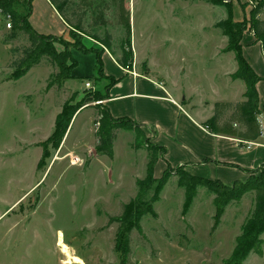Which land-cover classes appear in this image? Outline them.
Here are the masks:
<instances>
[{
    "label": "rangeland",
    "instance_id": "374dc122",
    "mask_svg": "<svg viewBox=\"0 0 264 264\" xmlns=\"http://www.w3.org/2000/svg\"><path fill=\"white\" fill-rule=\"evenodd\" d=\"M29 1L15 0L14 12L20 17H30ZM217 1L231 3L234 21H248L252 8L249 0ZM207 2L126 1L130 11L132 72L144 74L148 68L149 77L163 80L166 88L178 91L179 100L176 99L180 104L191 99L193 104L204 101L214 106L226 103V99L236 101L244 93L242 81H234V88H229L231 78H224L237 65L232 53L223 52L226 39L212 27L226 19V10ZM259 20L264 22V9ZM7 24L6 16L0 12V213L45 176L0 224V264H73L62 254L63 246L80 264H119V257L113 252L116 225L109 224L108 219L115 218L121 206L137 196L136 181L145 178L150 158L159 163L154 166L153 178L159 179L166 166L169 179L153 205V216L144 217L140 233L135 231L130 237V264L226 261L253 209V192L230 204L220 225L212 232L213 195L198 186L189 209L183 210L185 190L179 182L189 180L187 165L175 166L173 160V165L164 162V153L153 146L150 137L139 130L141 127L119 129L112 142V159L98 156L97 113L104 109L109 81L97 78L95 52L78 55V72L88 73L94 68L91 81L71 79L60 87H49L57 69L47 60L14 81L11 62L19 59L21 50L29 44L20 33L11 40L12 30ZM92 33L100 39L106 34L110 36L111 47L105 52L115 68L122 71L117 61L124 31L112 21L110 26ZM86 38L69 37L66 43L52 44L61 53L78 42L86 48L83 42L88 39L89 48L100 54L104 51L98 43ZM14 49L17 52L12 56ZM228 59L231 61L226 62ZM101 62L103 70H108L107 60L103 57ZM122 73L132 77L128 71ZM85 82L90 83L91 90L84 88ZM63 104L72 108L69 127L58 148L46 145L47 140L39 144L46 145L48 156L37 167L41 152L29 146L52 133L54 115L60 113ZM259 175L260 171H254L247 173L243 181H240L243 178L237 181L253 182ZM213 177L221 174L214 171ZM261 241L262 256L251 253L243 264H264V234Z\"/></svg>",
    "mask_w": 264,
    "mask_h": 264
},
{
    "label": "trees",
    "instance_id": "16d2710c",
    "mask_svg": "<svg viewBox=\"0 0 264 264\" xmlns=\"http://www.w3.org/2000/svg\"><path fill=\"white\" fill-rule=\"evenodd\" d=\"M15 0H0V12L9 16L11 20L10 35L11 40H15L17 34L26 36L29 46L21 50L20 58L11 62L13 69L12 80L17 81L28 73L33 67L39 65L43 60H47L56 67L49 87L62 86L66 81L71 80L72 71L76 68L77 62L72 57V51H79L83 55L95 54L97 78L102 79L103 67L101 54L93 49H86L81 43L71 46L64 52L57 53L53 47L54 42L58 44L66 43L65 40L43 36L35 33L27 22V16L20 17L12 8ZM57 12L65 26L69 29V37L74 40L79 36H85L98 43L103 49L109 50L111 38L105 35L100 39L92 33L98 28L114 25L124 31V40L121 44V56L118 58V65L124 69L131 67V28L130 11L126 8L127 0H47ZM252 4L248 21L234 22L231 10V3H221L217 0H208L213 7H223L226 10V19L217 22L214 29L221 32L226 39L224 53H232L237 70L232 76L235 80H240L245 85L244 101L240 103H217L213 106L212 117L204 124L205 128L213 135L235 139L242 143H254L259 140L261 126L258 118L264 113V108L259 109L256 84L261 80L250 68L242 56V38L245 30L253 34L264 56V22L259 20V16L264 9V0H249ZM26 2V1H22ZM30 2V1H29ZM27 3V2H26ZM29 12L31 7L29 6ZM247 26L249 28H247ZM247 32V33H250ZM126 47L123 48L124 46ZM17 50H12V56ZM93 79V78H92ZM107 79L105 100L107 91L118 81L114 78ZM91 81V78L88 79ZM99 107H97L98 109ZM72 115V108L63 104L61 112L56 116L54 130L47 139L46 145H52L55 149L59 147L68 127ZM99 120L96 122L97 144L95 151L100 157L112 159V142L116 132L123 127L139 129L138 126L129 120H114L107 112L106 108L97 113ZM141 130V129H139ZM42 148L41 159L37 167L40 166L43 158L48 156L46 145ZM157 149V148H156ZM163 154L162 149H157ZM156 160L150 158L146 166V175L143 180L136 181L137 196L122 205L119 214L115 218H109L108 223H115L116 231L113 242V252L119 257V264H130V237L133 232L140 233L141 220L146 216H153V205L159 200V196L169 179V174L165 170L159 179L153 178L154 165ZM169 169V167L167 168ZM259 178L253 182L240 184L233 183L225 186L218 181L203 180L188 175L189 180L179 186L185 190L184 209L188 210L195 195V188L202 187L213 195V226L214 232L220 225L225 209L232 203L239 202L248 192H253V209L248 218L240 228V235L235 240V246L229 258L222 264H243L251 253L262 255L261 236L264 234V170L259 169ZM251 173V172H250ZM150 195V198L148 196Z\"/></svg>",
    "mask_w": 264,
    "mask_h": 264
},
{
    "label": "crops",
    "instance_id": "0c3cea01",
    "mask_svg": "<svg viewBox=\"0 0 264 264\" xmlns=\"http://www.w3.org/2000/svg\"><path fill=\"white\" fill-rule=\"evenodd\" d=\"M206 4L209 5L208 2ZM30 5L31 14L30 17L27 16V22L35 33L65 41L69 39V29L47 0H31ZM234 22H240V20L236 19ZM212 27L214 28V25ZM87 40L83 42L86 49L89 48L87 46V43H89ZM241 45L243 58L253 72L261 79L255 88L258 97V106L262 110L264 108V57L260 43L256 41L250 32L244 34ZM101 49L104 50L101 52V58L104 57L108 62V70L106 68L103 70V79L114 78L118 81L107 91V100L102 105L114 120H129L136 126L141 127L140 129L150 137L153 146L163 150L164 155L162 160L164 162L167 160L171 163L173 160L175 166L185 164L187 165L186 173L188 175L209 181L220 180L218 182L225 186H231L233 183L239 182L237 180L242 178L240 181H243L247 173L259 169L264 170L263 140L259 139L256 141V146L245 151L242 142L211 134L205 128L204 124L212 117L213 104L204 103V101L201 104H193L191 103V99L187 103H185V100H182L180 104L178 101V91L166 88L163 80L149 77L151 74L148 68L144 74H138L134 70V76L131 71H128L132 77L123 75L122 71L124 69L121 71L117 66L115 68L109 53H106L105 49ZM78 55L83 54L79 51H72V57L77 62L76 68L71 73L72 79L86 80L93 78L91 74L94 72V68L88 71V73L77 71L79 69ZM221 61L224 64L225 61L229 62L231 60ZM236 70L237 67L225 73L224 78H231L229 81L232 85L229 88H234L233 83L237 81L232 78ZM244 93L236 101L231 102L229 99H226L224 102L236 103L244 101ZM58 114L59 112L54 115L53 130L55 118ZM258 121L264 130V113L259 116ZM51 134L43 141L33 143L29 148H32V150H40L42 154V149L39 144L45 142ZM157 161L156 163L159 164ZM166 169V166H163V172ZM224 170H227V172L225 173ZM214 171L219 172L221 177H213ZM44 176L40 178L29 192L41 183ZM29 192L24 194L19 200L9 204L5 211L0 213V224L19 207L21 204L19 202ZM60 249L66 258L71 256L66 247L63 246Z\"/></svg>",
    "mask_w": 264,
    "mask_h": 264
},
{
    "label": "built area",
    "instance_id": "2783aa9c",
    "mask_svg": "<svg viewBox=\"0 0 264 264\" xmlns=\"http://www.w3.org/2000/svg\"><path fill=\"white\" fill-rule=\"evenodd\" d=\"M6 18H7V21H8L7 28H10V26H11L10 23H9L10 17L9 16H6ZM131 69H132V67H131ZM131 69H129V68L126 67V68H124L123 71H125V72L126 71H131L132 75L134 76L135 74H134V72H132ZM84 88L87 89V90H91L92 89L89 82H87V83L84 84ZM259 139L264 141V130L262 128H261V133H260V138ZM243 145H244V148H243L244 150H250L251 147L256 146V142H254V143H243ZM77 161H76V163H77ZM73 163H75V162H73Z\"/></svg>",
    "mask_w": 264,
    "mask_h": 264
},
{
    "label": "bare ground",
    "instance_id": "6f19581e",
    "mask_svg": "<svg viewBox=\"0 0 264 264\" xmlns=\"http://www.w3.org/2000/svg\"><path fill=\"white\" fill-rule=\"evenodd\" d=\"M64 253H65V250H64ZM67 259L70 260L73 264H80V261L75 257L69 256L67 257Z\"/></svg>",
    "mask_w": 264,
    "mask_h": 264
}]
</instances>
